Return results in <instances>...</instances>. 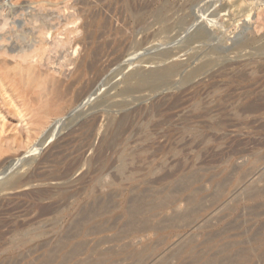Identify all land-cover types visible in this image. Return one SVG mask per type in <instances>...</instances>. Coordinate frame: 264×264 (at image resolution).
<instances>
[{"label": "rangeland", "instance_id": "1", "mask_svg": "<svg viewBox=\"0 0 264 264\" xmlns=\"http://www.w3.org/2000/svg\"><path fill=\"white\" fill-rule=\"evenodd\" d=\"M199 29L206 39L192 37ZM164 52L181 66L171 81L124 94L139 85L137 71L171 64L149 62ZM242 55L263 68L233 78L227 96L209 93L226 87L211 75ZM208 59L209 74L183 83ZM30 61L62 82L71 104L28 134L16 93H0V125L21 141L0 178L37 181L0 194V264H50L48 253L51 264L90 255L97 264H264V0H0V82ZM212 95L221 105H209ZM252 105L257 113L245 112ZM44 189L51 197L38 201ZM145 225L154 229L133 238Z\"/></svg>", "mask_w": 264, "mask_h": 264}, {"label": "bare ground", "instance_id": "2", "mask_svg": "<svg viewBox=\"0 0 264 264\" xmlns=\"http://www.w3.org/2000/svg\"><path fill=\"white\" fill-rule=\"evenodd\" d=\"M206 29H199L198 31H196V33L192 36L194 39H206L207 38V34L205 32ZM205 31V32H204ZM195 32V31H194ZM257 40V39H256ZM189 41H191V38L189 39ZM198 41V40H197ZM252 41H243L241 43H239V45L236 47L237 50H239V52H243L245 51L246 48H249V46L251 45ZM262 45V44H261ZM251 48V47H250ZM249 48V49H250ZM232 50V49H230ZM236 50V51H237ZM96 53H95V58L97 59V61L99 60L98 58L101 56V54L103 53V50L100 48H97V50H95ZM171 53V52H170ZM168 54L167 52H164L163 54H160L159 55V58H154L152 59L151 61H149L150 63L152 62H156V61H160L161 62H164L165 60H172L171 61V64L169 66H164L162 68H158V69H152V70H149V71H137L136 73H134L133 75H138L139 76V85L136 87V88H128L124 91V94L125 93H130L133 89H137L138 87H143V86H148L150 88V90L152 91H155L157 90L160 85L162 84H166L168 82L171 81L172 77L174 76L175 73H177L180 69H181V66L180 64L178 63H173V59H172V56L171 54ZM244 53V52H243ZM250 54V53H249ZM261 54V53H260ZM263 54V52H262ZM239 56V55H238ZM238 56L236 58H238ZM244 55L240 56L241 60H236L235 63H234V66L230 65L226 68H224L222 71H218L217 73H214L213 75H211L212 77H209L212 78V79H215V78H218V77H222L224 79V81H222V85L226 86L224 88V90H218L215 86V83H213L212 85L214 86L212 91L209 92L211 94H216V93H219V96L221 97L222 95L223 96H227L229 94V90H230V87L229 84L231 83L232 79L235 78V79H238V81L240 82H243L245 80V77L247 76H253L255 73H257L261 68L259 62L260 61H257L255 58L249 56L248 58L246 57H243ZM94 57V56H93ZM92 57V59H93ZM174 57V56H173ZM257 57V56H256ZM94 58V59H95ZM215 58V57H214ZM244 58V59H243ZM260 58H263V57H260ZM259 58V59H260ZM95 59V61H96ZM221 57L218 58V60L220 61ZM156 60V61H154ZM209 60V59H208ZM43 62V61H42ZM83 62V61H81ZM80 62V63H81ZM85 63V62H83ZM81 63V65L78 66V71H81V73H83L82 71H84V68L85 65ZM97 63V62H96ZM169 63V62H168ZM230 63V62H229ZM20 64V63H19ZM149 64V63H148ZM154 64V63H153ZM226 64V63H225ZM1 65V64H0ZM6 65V63H5ZM48 65V64H47ZM88 66L91 65V66H87L89 69H96L97 66L95 65V62L93 61V64L90 63V64H87ZM216 65V61L214 59H211L209 61H206L204 64H202L200 67H198L197 69H195L194 71L188 73L184 80H183V83H189L190 81H192L193 79L197 78L198 76H200L201 74L203 73H210L208 71H211V69L215 67ZM7 66V65H6ZM9 66V65H8ZM183 67V66H182ZM3 68V71H1V73H3L5 70H8V68L4 69L5 66H2ZM1 68V70H2ZM37 68V67H36ZM77 68V67H76ZM10 69V68H9ZM15 69V70H14ZM53 69V68H52ZM87 69V68H86ZM99 69V68H98ZM97 69V72L99 73ZM212 69V70H213ZM216 69V68H215ZM14 70V74H15V77H13L11 74L10 76V72L9 74H7V71H5L7 74V77L3 76L5 78V80H3L2 82H0V93L1 94H4L7 93V90L9 89L15 96V93H16V97L18 99V105H17V114L18 116L21 117L22 121L21 123H25V129H27V133L30 134L29 132H37V133H42L43 131H45V129L48 128V126H50L51 122L50 120L54 117V116H60L66 108H68L71 104V100L68 98V90L64 89L63 86L61 85V83L59 81H57V79H54L52 78L50 75H42V74H39V73H36V70H35V67L33 65V63L30 61L29 63H27V65H16L15 68H13ZM76 70V69H75ZM45 73V72H44ZM75 73V71L73 72ZM72 73V74H73ZM4 74V73H3ZM9 75V76H8ZM205 75V74H203ZM81 78V76L79 77V79ZM76 78V80H79ZM183 79V78H182ZM209 80H207L208 82ZM74 84V83H73ZM164 84V85H165ZM176 84V83H175ZM168 85V84H167ZM211 85V86H212ZM163 86V85H162ZM173 86V85H172ZM85 88V87H84ZM87 88V87H86ZM174 88V87H173ZM139 89V88H138ZM142 89V88H141ZM86 90V89H85ZM209 90V89H208ZM207 90V91H208ZM220 91V92H219ZM10 93V92H9ZM208 93V94H209ZM8 96V94H6ZM213 96L215 95H212V97L209 99V105L210 106H217V105H221V98L219 99V103L217 102L216 99H213ZM231 97V96H230ZM8 98V97H6ZM227 98V97H226ZM11 100V99H10ZM9 101V100H8ZM179 101V100H177ZM13 102V101H12ZM258 102V101H257ZM253 103V102H252ZM255 103V102H254ZM12 105V104H11ZM257 105V104H256ZM263 108V106H261ZM177 108V107H176ZM229 108V106H228ZM248 108V106L246 107ZM257 109V108H256ZM253 105L250 106V108H248V110H245V112L247 113H257L258 110H256ZM259 109V108H258ZM15 110V112H16ZM225 110V108H224ZM243 110V109H242ZM241 110V111H242ZM212 112V111H210ZM240 111H235V116L239 117L240 116ZM14 113V112H13ZM246 114V113H245ZM15 115V114H14ZM244 115V114H243ZM17 117V116H16ZM195 118V117H194ZM54 119V118H53ZM212 119H214V117H211L210 120L212 121ZM98 122V121H97ZM220 122V121H219ZM229 123V122H228ZM58 124V123H57ZM225 126V125H224ZM23 127V126H22ZM4 128L5 126L4 125H0V167L2 165H4V157L6 156V154L9 153L10 150H12L14 147H15V144H17L19 146V143L21 144V141L18 140L17 136L16 135H7V132L4 131ZM17 128V127H16ZM94 129V128H93ZM96 129V128H95ZM259 129V128H258ZM10 130V129H9ZM118 132V131H117ZM52 133V132H51ZM50 133V134H51ZM48 134V133H47ZM49 135V134H48ZM214 135V134H213ZM30 136V135H29ZM28 136V137H29ZM32 137V136H31ZM49 137V136H48ZM51 137V135H50ZM106 140V139H104ZM42 144V143H41ZM104 146L105 148L110 145L108 144H102L100 150H103L104 149ZM20 149V148H18ZM38 149L36 148L33 152L31 151L32 154H34ZM110 150V149H109ZM82 151V150H81ZM80 152V151H79ZM29 154V153H28ZM130 154V153H129ZM100 155V154H99ZM104 155V154H103ZM31 156V154H30ZM29 157V156H28ZM27 159V158H26ZM103 159V158H101ZM12 160V159H11ZM7 161V160H6ZM97 161V160H96ZM125 161V160H124ZM99 162V160H98ZM97 162V163H98ZM14 163V162H12ZM47 163V162H46ZM76 163V162H75ZM11 164V163H10ZM17 164V163H16ZM15 164V165H16ZM55 164V163H54ZM82 164V163H81ZM80 164V165H81ZM78 165V164H77ZM14 166V164H13ZM12 166V168H13ZM60 166V165H59ZM67 166V165H66ZM75 164H74V170H75ZM94 167V166H93ZM16 168V167H15ZM53 168V167H52ZM67 169V168H66ZM73 169V166L71 167H68V171L72 170ZM83 169V168H82ZM237 169V168H236ZM9 170V169H7ZM66 171V170H65ZM64 171L65 175H63L64 173H62V175H55L54 178H56L58 181L61 180V178H63L64 176H66V172ZM69 171V172H70ZM73 171V170H72ZM86 171V170H84ZM88 171V169H87ZM9 172V171H8ZM55 172V171H54ZM58 172V171H56ZM68 172V173H69ZM76 172V171H75ZM78 172V171H77ZM81 172V171H80ZM94 172V171H93ZM19 173V172H18ZM18 173H15V176H12L11 178H8V176L6 177V175L4 176V178H0V194L1 193H8V194H11L13 192H17L19 190H24L25 188L27 187H32L33 185H35V183L37 181H34L33 177L29 176L28 177H25V176H18ZM9 174V173H8ZM1 175V174H0ZM41 175V174H40ZM50 175V174H49ZM52 175V174H51ZM83 176L81 178H79V180H75L74 182L76 181H80V180H84V177L85 176H88V172L85 174L83 173L82 174ZM3 176V175H2ZM1 176V177H2ZM36 176V175H35ZM34 176V177H35ZM43 176V175H42ZM47 176V175H46ZM68 176V174H67ZM72 176V174H71ZM37 177V176H36ZM40 177V176H38ZM52 177V176H51ZM44 178V177H42ZM49 178V177H48ZM67 179V177H65ZM64 178V179H65ZM38 179V178H37ZM55 179V180H56ZM46 180V179H45ZM48 180V179H47ZM46 180V181H47ZM54 180V179H53ZM44 181V180H42ZM65 181V180H64ZM63 181V182H64ZM159 181V180H158ZM40 182V181H39ZM55 182V181H54ZM57 182V181H56ZM55 182V183H56ZM68 182V180L66 181ZM73 182V183H74ZM112 182V181H111ZM65 183V182H64ZM69 183V182H68ZM71 183V182H70ZM76 184V183H74ZM110 184V183H109ZM154 184V183H153ZM51 185V184H50ZM62 185V184H61ZM65 185V184H64ZM68 185V184H67ZM67 185H65V187H67ZM72 185V184H71ZM84 185V184H83ZM63 186V185H62ZM54 187V186H53ZM45 190V189H44ZM44 190H39L40 192L38 193H35L36 197L39 201V198H42L43 200L46 199V197L50 198V194L48 193V191H44ZM219 190V189H218ZM51 191V190H50ZM59 191V190H58ZM66 191V190H65ZM69 191V190H68ZM21 192V191H20ZM35 192V191H34ZM33 192V193H34ZM67 192V191H66ZM19 193V192H18ZM151 193V192H150ZM215 193V192H214ZM78 194V193H76ZM55 195V194H54ZM73 195V194H72ZM69 197V196H68ZM71 198V197H70ZM188 200V199H187ZM191 199H189V202H190ZM208 200V199H207ZM41 201V200H40ZM69 201V200H68ZM194 201V200H193ZM53 205L52 204L51 206L49 205V211H51V209L53 208ZM97 205V204H96ZM146 205V204H144ZM70 206V205H69ZM187 206V205H186ZM47 207V206H46ZM61 207V206H60ZM63 207V205H62ZM66 207V206H65ZM45 208V207H44ZM43 208V209H44ZM144 208V207H143ZM42 209V208H41ZM66 209V208H64ZM145 209V208H144ZM58 209H56L57 211ZM187 210V209H186ZM45 212L47 211L44 210ZM60 211V210H59ZM64 211V210H63ZM67 211V209H66ZM86 211V210H84ZM139 211V210H138ZM141 211V209H140ZM139 211V212H140ZM188 211V210H187ZM185 211V212H187ZM53 212H55V210H53ZM143 212V211H142ZM44 213V212H43ZM42 213V214H43ZM56 213V212H55ZM141 213V212H140ZM188 213V212H187ZM198 213V212H197ZM53 214V213H51ZM85 215V213H83ZM90 214V213H89ZM190 214V213H189ZM91 215V214H90ZM137 215V214H136ZM88 216V215H87ZM157 216V215H156ZM131 217V216H130ZM129 217V218H130ZM133 217V216H132ZM184 217V216H183ZM78 218V217H77ZM83 218V217H82ZM81 218V219H82ZM89 218V217H88ZM155 218V217H154ZM185 218V217H184ZM80 219V220H81ZM189 219V218H187ZM60 220V219H59ZM182 220V219H181ZM79 221V220H78ZM44 222V221H43ZM179 222V221H178ZM57 223V222H56ZM80 223V222H79ZM143 223V222H142ZM164 223V222H163ZM47 225V224H46ZM37 226V225H36ZM141 226V225H140ZM152 226V225H151ZM169 226V225H168ZM135 227V226H134ZM180 227V226H179ZM30 228V227H28ZM96 228V226H95ZM100 228V227H98ZM46 229V228H45ZM154 227H149V226H143V227H140L139 230H137L134 234H133V238L134 237H140V236H144L146 233H148L149 231L153 230ZM44 230V229H43ZM136 230V228H135ZM104 231V230H103ZM123 231V230H122ZM132 231V230H131ZM34 232H38V231H35ZM87 233V232H86ZM102 233V230L100 229H91V231L88 233L89 236L91 235H99ZM39 235V234H38ZM37 235V236H38ZM87 235V234H86ZM87 235V236H88ZM36 236V237H37ZM40 236V235H39ZM38 236V237H39ZM110 239V238H109ZM14 241V240H13ZM101 241V240H100ZM62 244V243H61ZM60 244V245H61ZM96 244V243H95ZM58 246V245H57ZM63 246H65V244L57 247L59 251H61V249H63ZM74 249H73V252H76L77 250L80 251L81 249V245L78 244V245H75L73 246ZM94 247V246H93ZM92 247V248H93ZM96 247V246H95ZM95 247L93 248L94 250H92L93 252H97V247H96V250H95ZM113 247V246H112ZM91 248V249H92ZM120 248H123V247H120ZM146 248V247H145ZM153 248V247H152ZM155 249V248H154ZM112 250V249H111ZM124 250V248H123ZM126 250V249H125ZM147 250V249H146ZM51 251V250H50ZM54 251V250H53ZM91 251V250H90ZM49 252V251H47ZM82 253V251H80ZM139 253V252H138ZM43 254V253H42ZM46 254V253H45ZM56 254V253H55ZM71 254V252H70ZM76 254V253H74ZM73 254V255H74ZM92 254V253H90ZM95 255V253H93ZM92 254V255H93ZM54 255V254H53ZM53 255L48 253L46 256H47V260H49L48 263L51 264L52 261V258H53ZM72 255V254H71ZM72 255V257H74ZM79 255V254H76V256ZM83 255V254H82ZM39 256V255H38ZM42 257V256H41ZM56 257V256H55ZM89 257H92L91 255ZM88 257V258H89ZM57 258V257H56ZM55 258V259H56ZM76 258V257H75ZM88 258H85L86 260ZM93 258V257H92ZM36 259V258H35ZM84 259V261L82 260V264H91L90 262L93 261V259L91 260V258L89 260L91 261H86ZM46 260V261H47ZM45 261V260H44ZM66 261V260H65ZM64 261V262H65ZM40 262V261H38ZM80 262V260H79ZM77 263V264H81V263ZM95 261H93L94 263ZM124 262V261H123ZM36 263V262H35ZM46 263V262H45ZM53 263V262H52ZM74 263V264H76ZM97 264V262H95ZM29 264H31V262H29ZM34 264V262H33ZM39 264V263H38ZM41 264V263H40ZM57 264H64L63 261H60L58 262ZM66 264V262H65Z\"/></svg>", "mask_w": 264, "mask_h": 264}]
</instances>
